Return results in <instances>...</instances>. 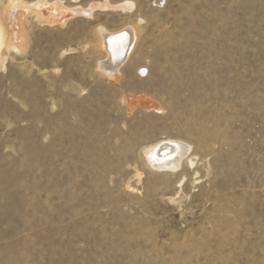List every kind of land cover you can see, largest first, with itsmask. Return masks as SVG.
Here are the masks:
<instances>
[{
    "label": "rangeland",
    "instance_id": "1",
    "mask_svg": "<svg viewBox=\"0 0 264 264\" xmlns=\"http://www.w3.org/2000/svg\"><path fill=\"white\" fill-rule=\"evenodd\" d=\"M7 1L28 38L0 51V264H264V0H60L53 23ZM127 26L107 76L102 28ZM165 138L187 172L148 160Z\"/></svg>",
    "mask_w": 264,
    "mask_h": 264
},
{
    "label": "bare ground",
    "instance_id": "2",
    "mask_svg": "<svg viewBox=\"0 0 264 264\" xmlns=\"http://www.w3.org/2000/svg\"><path fill=\"white\" fill-rule=\"evenodd\" d=\"M155 2L158 5H163L165 0H155ZM31 5L27 0H8L5 9L8 12L20 11L22 18H24V13L32 10L36 15L43 17L48 23H53V20L48 18L50 16H56L60 22L67 17L63 7L66 5L63 1L37 0L33 4V7ZM122 5L129 6L130 8L134 6L131 1H125L113 6L120 7ZM27 38V34L21 26L14 27L11 23L8 25L6 18H3L2 12H0V51L3 46L6 47L8 52L12 50L22 51L26 46ZM102 38L107 57L100 60L99 68L103 74L111 76L120 72V68L127 62L133 46L138 39V30L132 26H127L113 32L102 28ZM4 58L6 57L3 56L1 59ZM134 101L144 103L145 105L152 104V102L147 101L144 97L140 98V100L135 99ZM154 106L157 107L156 104ZM147 107L150 108V106ZM191 149L192 146L183 140L165 138L148 145L145 148V153L150 163L157 166L160 171L178 174L181 172L182 174L187 163L190 167L195 163L196 155H188ZM195 174H198V172L196 171ZM184 180L185 176L181 178L179 184L182 185ZM180 197L181 193L175 197H171V199L178 200Z\"/></svg>",
    "mask_w": 264,
    "mask_h": 264
}]
</instances>
